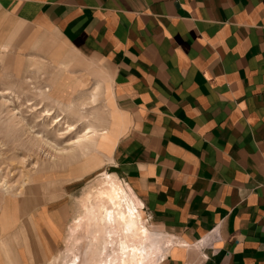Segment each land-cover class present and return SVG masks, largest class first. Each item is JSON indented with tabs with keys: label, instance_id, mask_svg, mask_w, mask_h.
Returning <instances> with one entry per match:
<instances>
[{
	"label": "crops",
	"instance_id": "crops-1",
	"mask_svg": "<svg viewBox=\"0 0 264 264\" xmlns=\"http://www.w3.org/2000/svg\"><path fill=\"white\" fill-rule=\"evenodd\" d=\"M36 49L106 70L99 152L162 239L156 264H264V0H0V54ZM82 176L60 171L53 199L0 192V264L43 263Z\"/></svg>",
	"mask_w": 264,
	"mask_h": 264
},
{
	"label": "rangeland",
	"instance_id": "rangeland-1",
	"mask_svg": "<svg viewBox=\"0 0 264 264\" xmlns=\"http://www.w3.org/2000/svg\"><path fill=\"white\" fill-rule=\"evenodd\" d=\"M36 51L39 55L0 54L1 193L4 191L3 188L7 190L12 188V192L23 190L20 188L22 187L21 182L25 179V174L30 173L28 171L31 165L23 167L24 164L21 162L28 154L36 151V149L33 151L36 147L35 142L28 141L26 137L28 130L33 136H41L43 139L46 138L51 145L62 147L67 144V141L84 134L87 126H93L101 131L106 118L107 88L105 84L108 77L105 69L100 67L101 76L93 79L84 70L75 71L74 65L62 68L59 63L50 59L46 50L42 49V53L40 49ZM65 51V49L61 50V52ZM69 59L67 57L66 61ZM70 63L72 62L67 64ZM93 95L94 100L92 101ZM68 102L71 104L69 107ZM44 111H48L51 116L46 118L43 115ZM13 112H17V117L26 124L24 128L13 122L15 120H11L10 113ZM56 117L61 120L52 127V119ZM68 125L72 128L71 131L67 128ZM59 134H63V137ZM99 151L91 152L86 159H83L79 153L76 161L67 160L62 166H44L31 178L33 181H29V186L24 189L25 193L34 192L35 199H39L48 192L44 189L47 187L51 194L49 199H53L59 195L57 191L62 186L56 179L60 171L66 168L67 173L76 178L83 175L67 189L69 198L65 196L63 228L62 231L55 232L56 237L59 234L61 238L58 244L55 242L53 249L42 264H46L54 254L63 250L62 241L66 231L67 246L64 250L69 249L72 252L77 250L81 252V261L85 260L89 236L85 227L86 218L82 214L89 199L94 198L97 181L106 168L103 164L104 156ZM6 195L13 196L12 193ZM55 203L51 202L50 206ZM64 254L65 252L61 253V258L65 257Z\"/></svg>",
	"mask_w": 264,
	"mask_h": 264
},
{
	"label": "bare ground",
	"instance_id": "bare-ground-1",
	"mask_svg": "<svg viewBox=\"0 0 264 264\" xmlns=\"http://www.w3.org/2000/svg\"><path fill=\"white\" fill-rule=\"evenodd\" d=\"M92 97L93 101L94 95ZM67 106L71 104L68 102ZM17 114L10 113V118L24 128L26 124L17 117ZM43 115L46 118L51 116L48 111H44ZM60 120L59 117L52 119V127ZM67 128L69 131L72 130L70 125ZM85 129L84 134L67 141L62 147L51 145L46 138L33 136L28 130L26 137L28 141L35 142L36 147L33 151L35 149L36 151L33 154H26L21 163L24 164L23 167L31 165L28 171L30 173L25 174L26 177L21 182L22 191L12 192V188L9 190L3 188V193H12L13 197L19 198L25 194L24 189L29 186L31 180L33 181L31 178L44 166H62L67 160L76 161L79 153L86 159L91 152L106 148L109 135L104 129L100 131L93 126H87ZM59 136L63 137V134ZM95 192L94 198L89 199L82 214L86 218L85 227L89 236L85 260L81 261V252L66 249L62 251L65 252V257L61 258V254H58L52 264H156L163 253L161 247L165 245L162 246L160 242L162 239L145 226L140 203L133 193L114 175L106 172L102 173L97 181Z\"/></svg>",
	"mask_w": 264,
	"mask_h": 264
}]
</instances>
